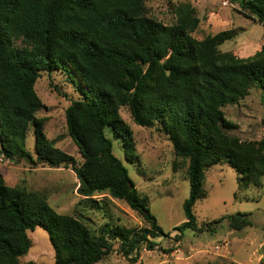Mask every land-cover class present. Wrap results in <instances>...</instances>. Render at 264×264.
Returning a JSON list of instances; mask_svg holds the SVG:
<instances>
[{
    "label": "trees",
    "instance_id": "trees-1",
    "mask_svg": "<svg viewBox=\"0 0 264 264\" xmlns=\"http://www.w3.org/2000/svg\"><path fill=\"white\" fill-rule=\"evenodd\" d=\"M229 1L243 16L264 22V0ZM147 2L0 0V157L70 169L79 182L77 195L91 209H101L99 196L119 200L147 223L141 228L104 223L92 230L80 216L58 214L42 195L0 178V264H35L22 258L32 247L28 234L37 228L48 234L53 264H98L114 252V244L135 264L142 249L158 247L153 239L169 236L129 177L126 166H135L137 149L120 109L141 128L159 127L187 164L185 222L173 227L175 241L187 232L213 235L225 220L235 231L251 226L249 215L240 212L198 224L193 208L204 197L205 172L212 166L232 168L239 190L262 187L264 133L249 142L229 135L237 125L221 109L253 89L264 91V48L246 58L221 52L233 31L197 40L200 20L190 4L177 5L175 22L166 25L149 16ZM54 72L81 89L64 112L80 163L46 137V119L38 116L46 106L36 86ZM53 89L60 95L56 85ZM262 98L264 106V92Z\"/></svg>",
    "mask_w": 264,
    "mask_h": 264
},
{
    "label": "rangeland",
    "instance_id": "rangeland-1",
    "mask_svg": "<svg viewBox=\"0 0 264 264\" xmlns=\"http://www.w3.org/2000/svg\"><path fill=\"white\" fill-rule=\"evenodd\" d=\"M181 3L190 4L195 10L200 25L193 34L201 40L209 34L233 31L234 37L223 43L219 50L246 58L264 48V22L258 23L239 13V6L229 0H148L149 16L170 25L175 22V7ZM80 84V81L76 79ZM56 85L59 93L54 91ZM80 87V85L78 86ZM37 93L46 106L38 116L46 119L44 133L64 153L81 157L68 137L64 112L72 100L81 97V89L66 79V74L43 75L36 86ZM264 91L253 89L248 97L235 105L221 109L225 118L236 124L229 135L249 142L263 138ZM122 119L134 134L137 160L128 169L130 179L138 193L148 199L151 214L168 237L155 238V251L142 249L135 264H264V177L259 189H238V175L226 164L212 166L205 172L204 197L196 202L193 213L198 224L215 221L238 212L248 214L251 226L240 231L232 230L225 220L217 226L215 234L187 232L181 241L173 238L178 224L185 222L183 203L188 197L189 184L185 161L178 158L167 136L159 127L141 128L135 125L125 109H120ZM28 150L32 153L33 135L27 137ZM114 150L119 154V143L112 140ZM122 160V155H118ZM0 178L10 186H25L42 195L58 214L80 216L87 226L96 230L104 223L123 228H141L147 223L141 215L129 209L119 200L96 197L101 205L99 211L90 208L76 191L79 182L70 169L51 168L45 164H30L24 160H5L0 157ZM32 247L23 262L53 264V248L48 234L41 228L28 234ZM114 252L98 264H130Z\"/></svg>",
    "mask_w": 264,
    "mask_h": 264
}]
</instances>
